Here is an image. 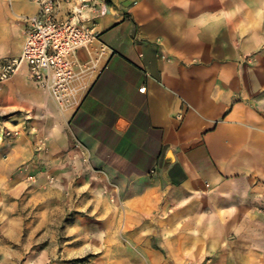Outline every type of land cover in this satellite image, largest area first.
Returning a JSON list of instances; mask_svg holds the SVG:
<instances>
[{"label": "crops", "instance_id": "1", "mask_svg": "<svg viewBox=\"0 0 264 264\" xmlns=\"http://www.w3.org/2000/svg\"><path fill=\"white\" fill-rule=\"evenodd\" d=\"M97 4L96 39L72 57L76 103L55 104L23 66L0 85L8 122L46 138L36 158L73 206L91 219L99 206L156 258L264 264V0ZM35 12L0 0V61Z\"/></svg>", "mask_w": 264, "mask_h": 264}, {"label": "rangeland", "instance_id": "2", "mask_svg": "<svg viewBox=\"0 0 264 264\" xmlns=\"http://www.w3.org/2000/svg\"><path fill=\"white\" fill-rule=\"evenodd\" d=\"M8 121L0 108V264L169 263L156 258V245L122 237L116 219H106L99 206L95 219L73 206L36 158L46 138Z\"/></svg>", "mask_w": 264, "mask_h": 264}, {"label": "built area", "instance_id": "3", "mask_svg": "<svg viewBox=\"0 0 264 264\" xmlns=\"http://www.w3.org/2000/svg\"><path fill=\"white\" fill-rule=\"evenodd\" d=\"M30 1L36 12L24 18L25 40L19 56L0 61V83L25 66L33 84L46 91L55 104L71 106L76 103L72 57L78 49L89 46L96 39L84 24L96 15H104L105 9L97 6L99 0ZM62 6L67 12L59 17ZM88 13L91 18L86 16ZM144 91V87L139 89L140 93ZM44 146L45 139L41 142V147Z\"/></svg>", "mask_w": 264, "mask_h": 264}]
</instances>
